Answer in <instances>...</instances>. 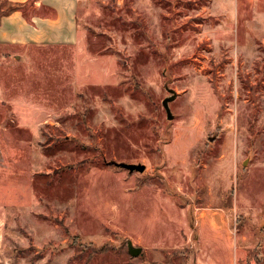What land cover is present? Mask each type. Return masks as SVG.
Here are the masks:
<instances>
[{
	"label": "rangeland",
	"instance_id": "374dc122",
	"mask_svg": "<svg viewBox=\"0 0 264 264\" xmlns=\"http://www.w3.org/2000/svg\"><path fill=\"white\" fill-rule=\"evenodd\" d=\"M78 16L87 54L0 45V264H264V0Z\"/></svg>",
	"mask_w": 264,
	"mask_h": 264
},
{
	"label": "crops",
	"instance_id": "0c3cea01",
	"mask_svg": "<svg viewBox=\"0 0 264 264\" xmlns=\"http://www.w3.org/2000/svg\"><path fill=\"white\" fill-rule=\"evenodd\" d=\"M79 1L0 0V10L3 11L0 15V45L16 48L17 55L22 56L31 48L42 47L68 48L87 54V30L79 22ZM9 5L19 7L4 12ZM1 220L0 217V225ZM1 239L0 226V246Z\"/></svg>",
	"mask_w": 264,
	"mask_h": 264
},
{
	"label": "water",
	"instance_id": "95a60500",
	"mask_svg": "<svg viewBox=\"0 0 264 264\" xmlns=\"http://www.w3.org/2000/svg\"><path fill=\"white\" fill-rule=\"evenodd\" d=\"M175 94H172L170 96H167L165 97L163 100H162V105L166 111V115H167V118L168 119H172L173 115L171 113V110H170V107H169V103L171 101L174 100L175 98ZM120 166L122 167H125L126 169L130 170V171H133V170H137V171H143L144 170V165H140V164H126V163H121ZM128 244V247H129V250L130 252L133 254V255H137L140 253L141 251V248L140 247H133L132 244H131V241H128L127 242Z\"/></svg>",
	"mask_w": 264,
	"mask_h": 264
},
{
	"label": "trees",
	"instance_id": "16d2710c",
	"mask_svg": "<svg viewBox=\"0 0 264 264\" xmlns=\"http://www.w3.org/2000/svg\"><path fill=\"white\" fill-rule=\"evenodd\" d=\"M16 7H19L18 5H9V6H7V9H5L4 10V12H6V11H10V10H12V9H14V8H16ZM2 10H0V15L2 14Z\"/></svg>",
	"mask_w": 264,
	"mask_h": 264
}]
</instances>
